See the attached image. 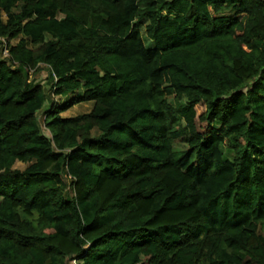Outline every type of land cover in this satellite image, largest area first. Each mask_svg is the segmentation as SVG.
<instances>
[{"label":"trees","instance_id":"obj_1","mask_svg":"<svg viewBox=\"0 0 264 264\" xmlns=\"http://www.w3.org/2000/svg\"><path fill=\"white\" fill-rule=\"evenodd\" d=\"M0 36V264H264V0H0Z\"/></svg>","mask_w":264,"mask_h":264},{"label":"rangeland","instance_id":"obj_2","mask_svg":"<svg viewBox=\"0 0 264 264\" xmlns=\"http://www.w3.org/2000/svg\"><path fill=\"white\" fill-rule=\"evenodd\" d=\"M151 41H146L147 46H151L152 44L150 43ZM4 57V56H3ZM31 75V79L35 80L36 83L39 84H44V86H46V88L48 87V83H47V79H48V70L46 69V67H41L40 70L36 73H34L33 71L30 73ZM49 89V87H48ZM51 100H55L56 102H60L62 99H60L59 97H51ZM172 101V100H171ZM92 109V103L90 102H85V103H81L78 104L74 107H72L71 109L65 111L64 113H62V116L64 117H72V116H77V115H81L84 113L89 112ZM206 109V105L205 104H200L197 106V110L199 112V114H202L205 112ZM38 120L42 126L43 132L45 135H47L48 137H50V133L49 131L46 129V126L44 124L45 121V115L42 113H40L38 115ZM25 164L23 163H17L16 164V168H25Z\"/></svg>","mask_w":264,"mask_h":264},{"label":"built area","instance_id":"obj_3","mask_svg":"<svg viewBox=\"0 0 264 264\" xmlns=\"http://www.w3.org/2000/svg\"><path fill=\"white\" fill-rule=\"evenodd\" d=\"M6 38L0 36V44H2L4 47L6 46ZM4 55L7 56L8 55V51H7V48L5 47V50H4ZM73 263L76 264V262L74 261Z\"/></svg>","mask_w":264,"mask_h":264}]
</instances>
